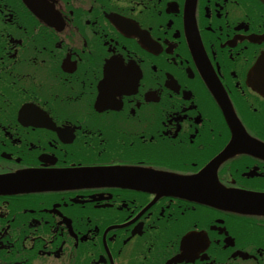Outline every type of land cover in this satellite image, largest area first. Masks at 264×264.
<instances>
[{
  "label": "flooded vegetation",
  "instance_id": "af4514ba",
  "mask_svg": "<svg viewBox=\"0 0 264 264\" xmlns=\"http://www.w3.org/2000/svg\"><path fill=\"white\" fill-rule=\"evenodd\" d=\"M245 194L264 0H0V264H264Z\"/></svg>",
  "mask_w": 264,
  "mask_h": 264
}]
</instances>
